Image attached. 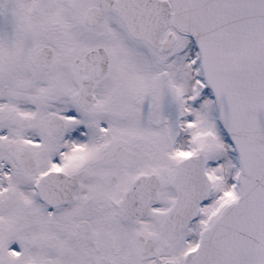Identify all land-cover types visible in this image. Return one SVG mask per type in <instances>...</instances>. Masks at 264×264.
Listing matches in <instances>:
<instances>
[{
  "label": "snow or ice",
  "instance_id": "obj_1",
  "mask_svg": "<svg viewBox=\"0 0 264 264\" xmlns=\"http://www.w3.org/2000/svg\"><path fill=\"white\" fill-rule=\"evenodd\" d=\"M0 264H264V0H0Z\"/></svg>",
  "mask_w": 264,
  "mask_h": 264
}]
</instances>
